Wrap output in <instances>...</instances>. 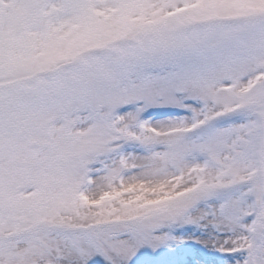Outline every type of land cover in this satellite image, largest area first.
I'll return each instance as SVG.
<instances>
[{
  "label": "snow or ice",
  "instance_id": "6c2138e0",
  "mask_svg": "<svg viewBox=\"0 0 264 264\" xmlns=\"http://www.w3.org/2000/svg\"><path fill=\"white\" fill-rule=\"evenodd\" d=\"M0 264H264V0H0Z\"/></svg>",
  "mask_w": 264,
  "mask_h": 264
}]
</instances>
